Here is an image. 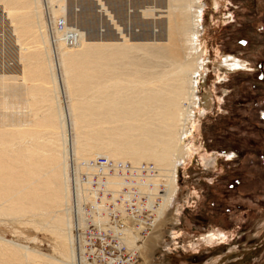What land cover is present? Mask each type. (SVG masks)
<instances>
[{
    "label": "bare ground",
    "instance_id": "6f19581e",
    "mask_svg": "<svg viewBox=\"0 0 264 264\" xmlns=\"http://www.w3.org/2000/svg\"><path fill=\"white\" fill-rule=\"evenodd\" d=\"M49 1L54 24L60 18L65 24L55 32L70 102L68 124L75 135L71 152L63 133L65 115L56 104L58 83L47 60L48 40L38 23L40 1L0 0V215L24 217L26 225L49 231L66 258L58 263L31 249L16 250L23 264L75 263L68 232L72 200L76 206L90 195L99 197L94 217L104 220L105 204L118 197L113 206L121 213V203L140 197L146 198L143 206L157 208L159 201L152 202L163 184L160 215L177 192V167L190 153H197L207 168L217 162L214 155L199 153L190 131L211 105L208 94L197 96L198 78L210 59L201 41L203 0ZM218 4L213 0V8ZM95 6L114 35L108 29L95 35L100 23ZM72 38L74 42H66ZM214 64L225 73L247 70L232 55H222ZM190 136L193 141L185 144ZM70 160L75 164L73 181L68 177ZM81 172L84 181L78 177ZM91 174L102 185L88 191ZM78 218L75 225L81 227L85 216ZM128 229L111 233L118 236L116 245L130 252L133 241L141 247L152 231L137 243L138 236Z\"/></svg>",
    "mask_w": 264,
    "mask_h": 264
},
{
    "label": "rangeland",
    "instance_id": "374dc122",
    "mask_svg": "<svg viewBox=\"0 0 264 264\" xmlns=\"http://www.w3.org/2000/svg\"><path fill=\"white\" fill-rule=\"evenodd\" d=\"M39 1L38 23L43 24L39 27L43 26L41 31L48 40L47 60L58 83L56 104L65 115L63 133L71 152L75 135L72 124H68L69 95L63 82L56 32L52 31L53 5L49 0ZM203 2L201 41L210 59L207 71L198 78L197 96L208 94L211 105L197 118V128L190 130L195 141L190 136L185 144L193 141L202 156L214 155L217 162L207 168L197 153H190L177 167V192L160 215L157 211L163 184L159 186V206L153 210L157 212L156 225L141 247L136 248L132 242L130 249L138 253L131 264H264V0H219L217 8H213V0ZM225 15L230 18L224 20ZM111 27L100 22L99 31L108 29L114 35ZM222 55L244 61L247 70L225 73L217 69L214 62ZM228 154L240 156L226 159L224 155ZM10 163L17 165L14 160ZM68 163L69 177L75 164L71 160ZM70 178L73 181L75 175ZM115 200L108 202L117 205L119 200ZM70 205L73 213L77 208L75 203ZM134 205L138 206L136 201ZM119 208L123 211L122 206ZM23 218L0 215V264H23L16 250L23 253L24 249L58 263L66 259L55 236L26 225ZM93 220L102 221L98 214ZM69 229L71 233L72 227Z\"/></svg>",
    "mask_w": 264,
    "mask_h": 264
},
{
    "label": "built area",
    "instance_id": "2783aa9c",
    "mask_svg": "<svg viewBox=\"0 0 264 264\" xmlns=\"http://www.w3.org/2000/svg\"><path fill=\"white\" fill-rule=\"evenodd\" d=\"M52 31L63 30L65 27L62 18L56 21ZM66 30V28H65ZM74 31V30H68ZM69 36V34H67ZM70 37V36H69ZM75 40L68 41L67 43H72ZM98 163H105L104 159L97 158ZM109 165V162H106ZM127 167V164L123 166ZM75 172H69V177L74 176ZM144 174V173H141ZM79 179L81 181L86 180L83 172L79 173ZM95 175L90 176V188L88 191H92V187H96L95 184L102 185V182L97 181ZM97 181V182H96ZM102 181V180H101ZM72 185H70L71 188ZM73 189V187H72ZM105 197L109 196V193H104ZM119 200V197L116 201ZM98 201V197L93 198L91 195L85 201L80 202L76 205L74 212L72 213L73 226V246L75 249V264H131L135 253L128 251L123 246L118 247L117 238L111 233V229L122 230L130 227L132 233L138 236L136 240L137 243L145 239L152 229H153V219L155 217L153 207L145 208L142 204L145 202L144 197H140L137 200L139 208L134 205V200L123 203V213L119 212L118 209L114 208L110 202L106 203V209L104 210L106 218L100 222H92V217L96 209L94 208V202ZM158 202V197L155 198L156 204ZM74 201H72V205ZM78 214L85 216V221L80 227L78 224L75 225ZM104 217V215H102ZM129 218L128 222L125 219ZM80 258V260H78Z\"/></svg>",
    "mask_w": 264,
    "mask_h": 264
},
{
    "label": "water",
    "instance_id": "95a60500",
    "mask_svg": "<svg viewBox=\"0 0 264 264\" xmlns=\"http://www.w3.org/2000/svg\"><path fill=\"white\" fill-rule=\"evenodd\" d=\"M94 11H95V13H96V15H97V19H98V22H105L107 25H111V23L109 22V20H108V18L106 17V16H104V14H101L99 11H98V9L96 8V6L94 7ZM99 24L100 23H98L97 24V27L95 28L96 29V31H95V35L97 34V32H99ZM111 29H112V27H111ZM135 31V30H134ZM113 32V31H112ZM115 32H113V34H114Z\"/></svg>",
    "mask_w": 264,
    "mask_h": 264
},
{
    "label": "crops",
    "instance_id": "0c3cea01",
    "mask_svg": "<svg viewBox=\"0 0 264 264\" xmlns=\"http://www.w3.org/2000/svg\"><path fill=\"white\" fill-rule=\"evenodd\" d=\"M218 153H219V152H218ZM222 153H223V152H222ZM239 156H240V155H237V156H232V157H233V158H235V157H236V158H239ZM222 157H224V156H222ZM152 243H153V242H152ZM147 244H148V243H146V244L144 245L143 249H144V248L146 249V247H147Z\"/></svg>",
    "mask_w": 264,
    "mask_h": 264
},
{
    "label": "flooded vegetation",
    "instance_id": "af4514ba",
    "mask_svg": "<svg viewBox=\"0 0 264 264\" xmlns=\"http://www.w3.org/2000/svg\"><path fill=\"white\" fill-rule=\"evenodd\" d=\"M230 16V15H229Z\"/></svg>",
    "mask_w": 264,
    "mask_h": 264
}]
</instances>
